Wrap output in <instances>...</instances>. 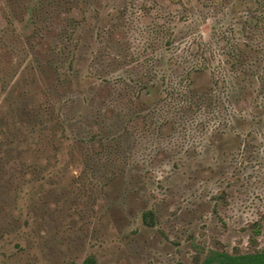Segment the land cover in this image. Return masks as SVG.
<instances>
[{
	"label": "rangeland",
	"instance_id": "374dc122",
	"mask_svg": "<svg viewBox=\"0 0 264 264\" xmlns=\"http://www.w3.org/2000/svg\"><path fill=\"white\" fill-rule=\"evenodd\" d=\"M26 5L0 0V264H199L210 249L264 250V108L223 126L241 133L235 142L200 134L213 120L185 121L168 136L130 127L126 171L86 172L74 122L60 126L58 115L60 99L75 97L83 110L87 86L57 96L68 72H89L106 57L91 43L73 67L67 58L43 70L35 58L46 61L52 37L33 41ZM200 30L208 37L210 22ZM118 75L129 72L108 76ZM207 84L197 78L198 88ZM150 209L154 226L143 221Z\"/></svg>",
	"mask_w": 264,
	"mask_h": 264
},
{
	"label": "trees",
	"instance_id": "16d2710c",
	"mask_svg": "<svg viewBox=\"0 0 264 264\" xmlns=\"http://www.w3.org/2000/svg\"><path fill=\"white\" fill-rule=\"evenodd\" d=\"M26 10L33 41L52 37L46 61L35 58L43 70L57 71L67 58L73 67L77 51L91 43L106 57L101 67L92 61L89 72H68L57 96L73 83L87 86L83 110L75 97L64 105L60 99L58 115L60 126L74 122L86 172L126 171L120 160L134 131L168 136L185 121L213 120L218 126L200 127V134L219 141L230 133L235 142L241 133L223 126L245 121L246 108H264V0H27ZM207 22L208 37L200 30ZM114 69L129 75L111 78ZM198 77L209 84L198 88ZM143 221L154 226L155 211H144ZM198 263L264 264V250L210 249Z\"/></svg>",
	"mask_w": 264,
	"mask_h": 264
}]
</instances>
